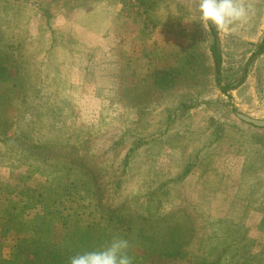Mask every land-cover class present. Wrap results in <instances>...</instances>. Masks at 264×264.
I'll list each match as a JSON object with an SVG mask.
<instances>
[{
	"label": "rangeland",
	"instance_id": "1",
	"mask_svg": "<svg viewBox=\"0 0 264 264\" xmlns=\"http://www.w3.org/2000/svg\"><path fill=\"white\" fill-rule=\"evenodd\" d=\"M245 2L224 32L198 0H0V264L115 237L133 264H264V127L237 116L264 120V0Z\"/></svg>",
	"mask_w": 264,
	"mask_h": 264
},
{
	"label": "clouds",
	"instance_id": "2",
	"mask_svg": "<svg viewBox=\"0 0 264 264\" xmlns=\"http://www.w3.org/2000/svg\"><path fill=\"white\" fill-rule=\"evenodd\" d=\"M198 19L202 25L224 32L246 24L252 8L245 0H198ZM129 242L115 237L99 248L71 257L69 264H133Z\"/></svg>",
	"mask_w": 264,
	"mask_h": 264
},
{
	"label": "trees",
	"instance_id": "3",
	"mask_svg": "<svg viewBox=\"0 0 264 264\" xmlns=\"http://www.w3.org/2000/svg\"><path fill=\"white\" fill-rule=\"evenodd\" d=\"M212 33L214 35V32H212ZM209 51H210L211 56H212V64L214 66V72H215V79L217 82V87L219 88V90L223 94H228V92L230 90H233L236 86L222 85V83H221L220 76H221V68H222L221 67L222 66V57H221V53L219 50L217 38L215 36H214L213 42L209 46ZM263 51H264V38L262 39L261 43L258 45V49L254 53H252L251 57L260 55L263 53ZM1 82H4V81L0 79V85H1ZM239 82H241V80ZM35 93H37V92H35ZM25 115H27V114L21 112V114L18 115L17 119L15 121H12V124H14V126H16L15 133L18 134V135H16V138H18L20 135L21 138L25 139V135H24V133L26 131L25 126H27L29 124V122L24 120ZM1 134H3V133L1 132Z\"/></svg>",
	"mask_w": 264,
	"mask_h": 264
},
{
	"label": "water",
	"instance_id": "4",
	"mask_svg": "<svg viewBox=\"0 0 264 264\" xmlns=\"http://www.w3.org/2000/svg\"><path fill=\"white\" fill-rule=\"evenodd\" d=\"M237 116L247 123H250L258 127H264V120L254 119L243 114H237Z\"/></svg>",
	"mask_w": 264,
	"mask_h": 264
}]
</instances>
